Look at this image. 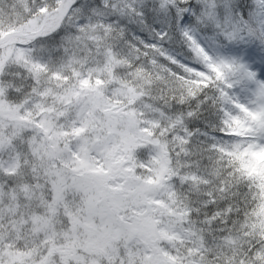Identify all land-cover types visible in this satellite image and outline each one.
Here are the masks:
<instances>
[{
	"label": "snow or ice",
	"instance_id": "6c2138e0",
	"mask_svg": "<svg viewBox=\"0 0 264 264\" xmlns=\"http://www.w3.org/2000/svg\"><path fill=\"white\" fill-rule=\"evenodd\" d=\"M0 264H264V0H0Z\"/></svg>",
	"mask_w": 264,
	"mask_h": 264
}]
</instances>
